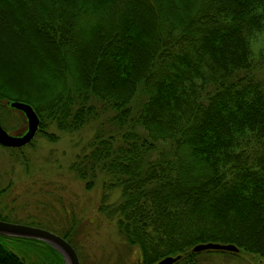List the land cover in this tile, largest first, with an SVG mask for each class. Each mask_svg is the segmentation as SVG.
Listing matches in <instances>:
<instances>
[{"label":"trees","instance_id":"obj_1","mask_svg":"<svg viewBox=\"0 0 264 264\" xmlns=\"http://www.w3.org/2000/svg\"><path fill=\"white\" fill-rule=\"evenodd\" d=\"M26 31L50 70L33 92L0 84V106L29 103L48 140L94 128L67 167L99 181L97 212L138 250L126 264H197L205 241L264 264V0H0V38L25 55ZM59 221L76 251L77 224ZM0 264L64 261L0 234Z\"/></svg>","mask_w":264,"mask_h":264},{"label":"rangeland","instance_id":"obj_2","mask_svg":"<svg viewBox=\"0 0 264 264\" xmlns=\"http://www.w3.org/2000/svg\"><path fill=\"white\" fill-rule=\"evenodd\" d=\"M13 12L18 19L17 9L13 8ZM25 33L32 48L25 55L21 54L18 43L0 38V84L33 92L41 87L40 81L46 76L48 67L50 70L51 62L37 48L35 38L28 31ZM5 104L0 106L1 126L9 133L20 132L26 124L24 114ZM47 129L54 132V140H48L36 131L30 145L0 144V214L7 216L5 220L54 232L62 226L60 219L74 220L81 233L76 240L79 264L135 263L137 248L123 241L113 219L96 210L99 181L86 189L84 181L76 178L67 167L94 128L86 125L73 132L53 126ZM117 194V189L111 188L108 201L115 200ZM210 249L212 251L197 255V264H258L251 253L230 254Z\"/></svg>","mask_w":264,"mask_h":264},{"label":"water","instance_id":"obj_3","mask_svg":"<svg viewBox=\"0 0 264 264\" xmlns=\"http://www.w3.org/2000/svg\"><path fill=\"white\" fill-rule=\"evenodd\" d=\"M8 105L19 109L25 116V127L18 133L7 132L0 124V144L7 146H19L28 142L33 136L38 125V117L32 106L22 100L11 99ZM0 234L22 236L40 239L50 244L62 256L64 264H79V259L74 247L60 234L49 229L19 222L8 221L0 218ZM206 248L226 249L237 251L233 243H221L217 241H205L195 243L192 250ZM179 255H165L156 261V264H170Z\"/></svg>","mask_w":264,"mask_h":264},{"label":"flooded vegetation","instance_id":"obj_4","mask_svg":"<svg viewBox=\"0 0 264 264\" xmlns=\"http://www.w3.org/2000/svg\"><path fill=\"white\" fill-rule=\"evenodd\" d=\"M16 133H18V132H16Z\"/></svg>","mask_w":264,"mask_h":264}]
</instances>
